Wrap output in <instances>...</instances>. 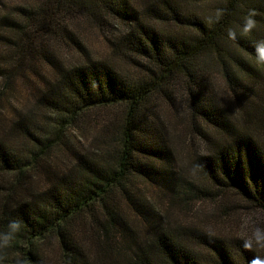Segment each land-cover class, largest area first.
Instances as JSON below:
<instances>
[{
  "label": "trees",
  "instance_id": "trees-1",
  "mask_svg": "<svg viewBox=\"0 0 264 264\" xmlns=\"http://www.w3.org/2000/svg\"><path fill=\"white\" fill-rule=\"evenodd\" d=\"M33 1L11 11L0 0V101L19 74L34 83L27 107L7 126L0 118V264H48L50 247L53 264H264L261 222L252 238L193 234L211 253L205 262L134 183L163 177L172 192L186 182L173 169L163 101L185 118L196 169L215 195L232 192L264 217V0ZM204 2L213 3L207 15L192 10ZM80 14L126 26L116 48L130 68L82 58L67 25ZM61 42L79 62L57 54ZM215 71L241 119L224 107ZM100 115L104 135L91 138L99 152L109 146L103 155L56 146L71 127L91 146L84 129L98 128ZM68 163L72 172L60 167Z\"/></svg>",
  "mask_w": 264,
  "mask_h": 264
},
{
  "label": "rangeland",
  "instance_id": "rangeland-1",
  "mask_svg": "<svg viewBox=\"0 0 264 264\" xmlns=\"http://www.w3.org/2000/svg\"><path fill=\"white\" fill-rule=\"evenodd\" d=\"M5 1L9 4L11 11L18 6L17 4L28 6L34 4L33 0ZM191 8L198 15H207L206 13L213 10V3H199V5L195 4ZM108 22L99 25L97 21L80 14L77 18L69 19L67 25L68 29L76 35L77 41L84 50L82 58L106 61L115 66L123 67V69L130 68L126 63L124 56L116 48L119 41L118 39L125 31L126 26L121 22H114L111 20H108ZM70 45V43H57L55 44V51L62 59L66 58L67 61L69 60L72 62L74 60L79 62L80 57L75 54V49H72ZM41 71L43 79L46 78L48 81L52 79L51 73H49V70L46 67ZM211 79L214 81L215 90H217L218 95L223 99L224 107L231 111L236 119H239L240 110L235 107L231 99H229V95H227L225 88L221 85L223 83L218 79L216 71L214 74H211ZM33 86L34 83H32L29 78L24 79L22 75L19 74L7 88L6 92H4L0 101V118L4 121L3 123L6 126L8 125L9 119L15 115V110L22 111L27 107L30 88H33ZM156 98L158 97L156 96ZM179 104L180 102L178 100L176 105L179 106ZM157 108V111H160L167 123V126H164L166 131L165 137L167 138L170 149L174 155L175 165L173 169L176 174L186 178V182H181L177 191L174 190L172 192L167 188L169 182H166L163 177H153L150 181L147 179H138L135 180L134 183L136 189L142 193L144 201L147 204L155 202L157 209H160L165 213V218L169 227L173 228L175 231H180V233H178L179 237L182 242L185 243V246L187 245L188 250L192 252L193 255L206 262L210 259L211 253L205 246L195 240L193 234L202 233L225 240L244 238L246 236L252 238L251 236L254 233L253 227L257 222L264 224V217L254 211L246 202L232 192L225 191L215 195V188L210 189L211 186L208 184V181L203 179L196 169L194 159L195 150L190 145V141L187 139L184 128L186 127L185 118L181 116L182 114L180 115V113L175 111L173 107H169V104L166 106L163 101H161ZM36 120L40 124H42V122L44 123L42 117L38 116ZM103 120L104 118L100 115V117H98V128H95L94 125L90 126L89 124L85 127L84 130L85 132H88L89 139L93 135L97 138L104 135V132H99L100 125L104 122ZM111 122V132L115 133L116 125L113 121ZM80 137H82L81 129L78 127L67 128L65 132L60 134V138L55 140V144L57 147H63L64 144H68L70 147L78 151H83V155L89 158V153L101 156L107 151V148H109L107 144H104V147H101L99 152L92 148V143H94L92 142L93 138H91L90 146L89 141L82 142ZM15 138H17V136L13 137V139ZM21 142V139H18L14 143ZM51 158V160L57 159L55 155H52ZM50 164L53 165V163ZM60 167H62L61 169L63 170L72 172L70 163H68L69 168L63 167L62 165ZM33 180L34 182L39 181L37 177ZM188 183H191L194 187L206 193H199L195 190L188 193V188H186ZM38 184L40 186V183ZM206 188L208 189L206 190ZM208 193L214 194L216 197L215 201H212L209 196H206ZM184 198L190 199L188 206L182 201ZM155 221V218L152 217V223ZM48 251L54 261V248L50 247ZM51 261L52 260L48 259V264L54 263Z\"/></svg>",
  "mask_w": 264,
  "mask_h": 264
}]
</instances>
